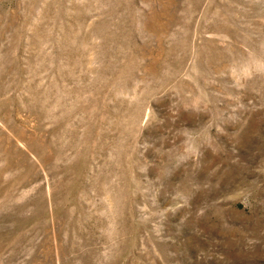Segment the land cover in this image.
<instances>
[{"label":"rangeland","instance_id":"374dc122","mask_svg":"<svg viewBox=\"0 0 264 264\" xmlns=\"http://www.w3.org/2000/svg\"><path fill=\"white\" fill-rule=\"evenodd\" d=\"M0 264H264V0H0Z\"/></svg>","mask_w":264,"mask_h":264}]
</instances>
